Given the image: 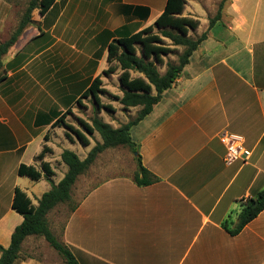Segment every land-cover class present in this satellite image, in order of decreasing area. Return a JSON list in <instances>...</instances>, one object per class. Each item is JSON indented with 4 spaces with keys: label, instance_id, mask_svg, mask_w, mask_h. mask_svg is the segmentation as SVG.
<instances>
[{
    "label": "crops",
    "instance_id": "0c3cea01",
    "mask_svg": "<svg viewBox=\"0 0 264 264\" xmlns=\"http://www.w3.org/2000/svg\"><path fill=\"white\" fill-rule=\"evenodd\" d=\"M220 1L185 0L181 15L198 20L188 34L205 32L206 38L151 112L130 128L137 149L132 153L126 147L132 155L130 171L102 178L115 167L101 164L103 152L113 149L107 148L77 177L92 167L97 174L57 238L77 264H264V209L235 235L224 227H232L229 222L241 202L264 188V21L256 25V12L245 15L243 0H228L209 26ZM165 3L55 0L43 15L32 18L31 30L26 32V27L17 42L30 39L5 54V78L0 81V245H9L23 220L12 208L15 188L36 205L50 189L45 179L56 184L67 170L60 160L61 152L69 149L63 147L65 141L80 159L93 146L90 136L98 133H85L79 123L91 122L81 110L85 102L80 96L108 66L106 44L116 37L109 34L119 29L133 33L152 24ZM118 105L110 112L133 114L134 108ZM67 109L64 122L84 132L88 145L64 124L55 125ZM95 112L112 127L128 121L114 124L104 108ZM222 132L239 135L250 151L248 158L225 163L226 149L218 137ZM43 147L48 151L39 158ZM137 154L157 180L142 185L133 180ZM42 162L53 175H44ZM21 164L34 167L41 177L19 175ZM41 182L45 187L40 190ZM36 236L23 240L18 264H52L46 251L25 252Z\"/></svg>",
    "mask_w": 264,
    "mask_h": 264
},
{
    "label": "trees",
    "instance_id": "16d2710c",
    "mask_svg": "<svg viewBox=\"0 0 264 264\" xmlns=\"http://www.w3.org/2000/svg\"><path fill=\"white\" fill-rule=\"evenodd\" d=\"M54 1L29 0L15 30L7 40L0 42V81L5 78L6 71L3 69L2 56L18 41L24 29L33 24L32 11L36 9L39 14L43 15ZM224 1L228 0L220 1L216 14L209 20V26L220 18ZM184 5L185 0H166L164 9L152 24L133 33L122 34V30L119 29L114 34H109V38L114 35L116 37L114 36L106 44L108 66L102 70V74L108 75L119 68L118 80L122 87V94L114 97L125 110L135 107L139 109L134 118L118 127H112L96 115L91 118L90 123L78 119L85 133L97 132L101 141H97L83 159H80L75 152L64 149L60 154V160L67 166V170L56 184L49 180L50 189L42 193L36 205L31 203L25 192L15 188L12 208L22 215L23 220L14 228L9 245L6 247L0 245V264H18L22 259L21 244L29 235L42 236L49 246L61 256L64 264H77L71 250L53 235L48 225L47 214L57 205L70 201V192L77 177L88 169L104 149L120 146L127 147L132 153L137 152L130 137V128L151 112L153 106L161 99L162 93L177 79L193 51L206 38L205 32L196 37L188 34L189 30L196 29L198 20L181 15ZM163 38L169 39L171 43L166 44ZM176 46L182 47L177 62H164V57L174 53ZM113 61L116 63L113 64ZM158 65H165L163 72L158 70ZM131 72L135 75L132 76ZM88 83L89 85L80 97H90L99 108L114 111L112 106L99 103L98 94L105 93V89L101 87L100 75L95 76ZM77 102L80 100L77 99ZM68 111L67 109L57 118L55 125L64 124L81 144L88 145L89 140L84 132L64 122L63 119ZM46 151H48L47 148L43 147L38 157L42 158ZM134 159L136 160V171L133 180L137 184L142 185L157 180V177L142 165L138 154ZM41 170L46 177L53 175V171L49 169L46 162H42ZM18 174L28 176L33 180H38L42 175L34 167L24 164L19 166ZM76 205L77 203L74 202L70 206L66 218ZM240 206L235 225L227 227L226 223L224 224L225 229L231 235L237 234L264 209V188L241 202Z\"/></svg>",
    "mask_w": 264,
    "mask_h": 264
},
{
    "label": "rangeland",
    "instance_id": "374dc122",
    "mask_svg": "<svg viewBox=\"0 0 264 264\" xmlns=\"http://www.w3.org/2000/svg\"><path fill=\"white\" fill-rule=\"evenodd\" d=\"M29 0H0V42H3L9 38L11 33L15 30L20 17L22 16L27 3ZM227 1L225 2V4ZM244 6V12L245 15L248 14L250 17L253 14V12H256V17L253 19L256 25H260L262 21H264V18H262V11H264V0H243L241 3ZM38 14V11L35 9L32 11V18ZM254 15V14H253ZM35 25V24H34ZM31 29L28 27L26 29V32L30 31ZM154 31H156L154 29ZM33 32L37 33V30H34ZM31 36H28L24 40L21 39L20 42H17L14 46L10 47L7 51V55L9 56L14 51H16V48L21 47L26 41L30 39ZM164 42L166 44H170V40L167 38H163ZM182 51V48L180 47L178 50H176L174 53L168 54L164 57V62H177V58L179 53ZM5 58V55L2 56V60ZM7 57L4 59L6 60ZM3 60V61H4ZM106 62V61H104ZM116 62L113 61V64ZM165 69V65H158V70L160 72H163ZM120 73V69L117 68L114 72L104 75L100 74V78L102 80L101 87L105 89V93L98 94L99 96V103L101 105H110L112 108L115 109L114 106L118 107L119 101L115 99L114 96H120L122 94V87L120 86L118 75ZM132 76L135 75L134 72H131ZM84 108H81L82 112H86V119L91 121V118L96 115V107H98L92 100V98H83ZM111 102V103H110ZM114 104V106H113ZM123 109V108H122ZM133 114H129L126 111L117 112L116 114H113V112H110V110H105V114L113 118L115 120L114 124H121L122 121L126 119L130 120L135 117L137 113V109H132ZM116 115V116H115ZM91 144L94 145L98 140H100L98 134L97 136H90ZM65 148L69 149L72 147L67 141H65ZM82 148V147H81ZM132 160V155L130 151L126 147H115L113 149H108L107 151H104L102 154V166L110 167L115 166L112 169H107L108 171L105 173H102L103 177H110L112 175H119V174H126L130 171V162ZM59 171V170H58ZM59 172H57L56 176L53 179H58ZM95 179L97 180V174L94 172L93 167L90 168L86 172L85 175H82L76 182L74 183L71 192H70V201L61 203L57 205L54 209H52L47 217L48 219V225L51 227L50 230L52 231L53 235L56 238H59V233L61 231L63 222L69 212L70 206L77 201L78 197L86 191L87 187L93 185L95 182ZM45 182L50 183V181L45 179ZM86 186V187H85ZM45 184L40 183L38 186V189H44ZM31 198L34 199V196L31 195ZM241 206L237 207V210H235V214L231 217L230 225H235L237 215L240 211ZM36 238V242H33L31 245L32 247H28L25 249V252H33V253H39L40 251H46V253L49 256V259L52 264H60L62 262L61 257L54 251L47 243L44 242V239L42 237H33ZM39 240V241H38ZM47 244V245H46ZM52 250V251H51Z\"/></svg>",
    "mask_w": 264,
    "mask_h": 264
},
{
    "label": "built area",
    "instance_id": "2783aa9c",
    "mask_svg": "<svg viewBox=\"0 0 264 264\" xmlns=\"http://www.w3.org/2000/svg\"><path fill=\"white\" fill-rule=\"evenodd\" d=\"M219 141L224 145L226 152L223 161L227 164L237 160H245L250 155V151L244 148L242 139L239 135L222 132L219 134Z\"/></svg>",
    "mask_w": 264,
    "mask_h": 264
}]
</instances>
